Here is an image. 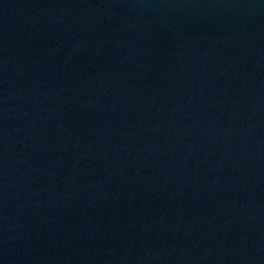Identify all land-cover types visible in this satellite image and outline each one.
I'll return each instance as SVG.
<instances>
[{
  "label": "water",
  "instance_id": "water-1",
  "mask_svg": "<svg viewBox=\"0 0 264 264\" xmlns=\"http://www.w3.org/2000/svg\"><path fill=\"white\" fill-rule=\"evenodd\" d=\"M0 264H264V0H0Z\"/></svg>",
  "mask_w": 264,
  "mask_h": 264
}]
</instances>
